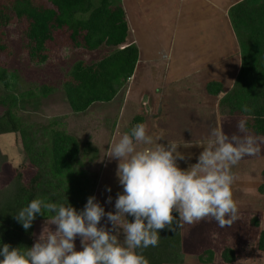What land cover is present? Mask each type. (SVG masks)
Here are the masks:
<instances>
[{
    "label": "trees",
    "instance_id": "16d2710c",
    "mask_svg": "<svg viewBox=\"0 0 264 264\" xmlns=\"http://www.w3.org/2000/svg\"><path fill=\"white\" fill-rule=\"evenodd\" d=\"M227 17L238 45L240 66L229 89L217 81L207 82L205 89L217 97L219 115H227V123L236 117L245 119L247 132L243 134L264 139V0H241L228 9ZM13 20L26 23L23 49L33 64L47 61L49 44L59 33H64L71 50L111 49L98 59H78L56 84H31L23 81L17 70L0 63V134H18L24 159L34 169L27 177L23 167L18 168L0 187V247L9 244L23 251L34 245L38 223H46L52 215L37 214L26 231L15 215L33 199L70 204L80 211L88 197L95 196L100 170H93L92 164L98 151L88 136L81 140L70 130V117L86 114L98 108L97 104L110 103L124 93L135 72L139 50L131 40L123 0H6L0 6L1 33ZM6 48L0 44V51ZM56 93H63L62 102L67 103L71 115L35 122L22 116V110H39L43 100ZM243 105L251 112H244ZM144 121L143 114H135L124 133ZM115 124L108 130L110 136ZM6 160L0 152V167ZM261 176L264 179V169ZM237 215L230 226L220 227L208 218L175 231L164 229L158 246L137 251L148 264H181L185 252H194L207 264H264V210H238ZM127 219L131 222L134 217ZM195 236L198 246L190 244Z\"/></svg>",
    "mask_w": 264,
    "mask_h": 264
},
{
    "label": "clouds",
    "instance_id": "9594fccd",
    "mask_svg": "<svg viewBox=\"0 0 264 264\" xmlns=\"http://www.w3.org/2000/svg\"><path fill=\"white\" fill-rule=\"evenodd\" d=\"M242 110L251 112L248 105ZM246 124L245 119L238 122L240 133L247 132ZM162 137L154 139L146 125L139 123L108 147L105 156L119 161L116 175L123 186L115 200V212L106 213L95 196H89L80 211L70 204L33 199L15 219L27 231L37 214L51 213L47 221L55 230L44 227L27 250L4 244L0 264H148L137 250L158 246L164 229L175 231L208 218L220 227L230 226L238 219L231 169L245 156L261 151L257 139L235 133L229 136L217 126L206 144H197L203 148L198 162L181 169L177 160L186 159L178 151L181 144L158 143ZM111 201L109 196L107 202ZM105 216L115 231L98 227ZM129 216L134 217L131 222ZM121 230L123 243L117 237ZM77 236L82 250H76Z\"/></svg>",
    "mask_w": 264,
    "mask_h": 264
},
{
    "label": "crops",
    "instance_id": "0c3cea01",
    "mask_svg": "<svg viewBox=\"0 0 264 264\" xmlns=\"http://www.w3.org/2000/svg\"><path fill=\"white\" fill-rule=\"evenodd\" d=\"M239 1L241 0H135V3L141 5V10L139 8L136 9L134 19L132 15L128 20L131 29L134 28V30L141 35L136 38L140 42L136 40L139 57L137 61L138 65H136L135 68V75H137L134 87H137L138 90L141 88L142 92L137 90L128 91V89L132 87V84H130L131 82H129L127 91L121 95L122 101L119 111H116V119L120 121V117L127 114L126 108L129 103L131 105L136 103L133 107V111L135 114H143L145 116V121L143 123L146 126L150 125L148 134L153 136L154 139L163 136L157 141L158 143L167 145L168 141H172L187 145L192 142V125L182 121L183 116L178 109L185 105H189L186 102V97L189 96L195 98L194 102L197 101L195 104L190 103V105H196L197 108H199L198 113L200 117L205 114L208 116V113L213 115V113L216 112L217 118L216 125L214 120V128L217 126L223 127L221 122L222 117L219 115L217 107V97L207 93L205 84L209 81H217L222 84V81L213 79V77L218 75L221 78L228 77L230 69L235 74L232 76V81L235 79L240 66V59L238 57L239 63H237V65L233 64V60L235 59L234 54H238V45L234 40V35L232 36L233 32L227 17V11L233 4ZM149 4L151 5L149 6ZM131 5H128V8H126L127 14H132L135 9H132ZM144 20L148 22L146 23ZM141 29L143 30L142 34ZM231 36L234 40L233 43H231ZM131 40L133 41L132 38ZM149 52L151 53L150 55ZM146 54L148 57L151 55H155L156 57L151 56V59H147L146 61ZM144 60L146 62L143 63L142 61ZM149 66H152V69L148 71L145 67ZM142 73L149 77L142 79L143 81H139L142 77ZM202 74H205L207 79L204 81L192 80L195 75L201 76ZM151 79L153 80L152 82L159 83V86L152 92L143 90ZM192 82L201 83L202 86L204 85V89L201 87L202 90H189V84ZM222 86H224V84ZM184 97L185 100L183 101ZM150 100H152L153 104L156 106L155 115L157 117L153 115L150 116L154 118V126L151 124L146 110L141 112L138 110L137 106L138 101L142 105ZM176 105L180 107L175 108ZM143 108L145 109V107ZM89 111L86 114L77 116L76 120L78 121L76 122H78V124L76 125L79 130L83 129V132L87 131L86 135L89 139L93 140V144L99 143L97 147L100 148L99 150L104 154V156L99 158L102 169H100L99 183L95 198L97 199L96 196L100 187H110L111 191H106L105 193H108L109 196L112 197V201L108 203V197L104 198L103 202L106 205L101 204V206L103 205L106 213L109 211L115 212V200L117 195L123 192V186L119 183V179L116 175L119 161L114 159V167L110 162L111 159L105 155L108 151V147L118 140L123 133H121L122 130L119 129L117 135L113 134L110 136L108 135V130L111 127H109L107 130L108 133L104 130L108 135L104 143L101 138H98L99 141L94 140L92 138L93 133L97 134L100 128H92L93 122L91 125H89L90 122H85V119H88L85 116L94 113L95 108ZM122 111L124 113H122ZM134 113L132 114L134 115ZM79 119H83V122ZM117 120L114 121L116 124L118 123ZM199 120L200 121L197 122L192 121L195 127L199 125V128H202V124L204 125L206 123L208 126L209 121L206 119L201 120V118ZM211 122L213 123V119ZM116 124L114 125L113 133L117 130V126H119ZM151 128H153V130H151ZM102 143L104 145H102ZM140 147H143V145H138V148ZM104 149L107 151L105 152ZM193 155H196V153ZM97 163V159L95 158L92 164L93 170L95 166H97ZM98 227H106L112 230V225L107 221L106 216L101 219ZM113 231L115 230L113 229ZM120 233H122V230ZM117 237L119 242L123 243V233L118 234ZM75 247L76 250H82L79 241L77 243L75 242ZM189 254V252H185V258L181 264H185L187 260L186 256Z\"/></svg>",
    "mask_w": 264,
    "mask_h": 264
},
{
    "label": "rangeland",
    "instance_id": "374dc122",
    "mask_svg": "<svg viewBox=\"0 0 264 264\" xmlns=\"http://www.w3.org/2000/svg\"><path fill=\"white\" fill-rule=\"evenodd\" d=\"M6 0H0V6L5 4ZM40 1V0H37ZM131 1V2H130ZM124 0V7L125 9L128 8V5L132 6V9L134 11L132 14H127V17L130 19L132 16L134 19V16L136 14V9L141 10V5L139 3H135V0ZM135 5V6H134ZM151 4H149L150 6ZM146 23L148 22L147 20H144ZM26 23L24 20H13L11 21L6 27L3 28V33H1V28H0V44L6 45L7 48L4 50L0 51V63L8 65L11 69L17 70L21 77L23 78V81L29 82V83H42V82H47L50 84H56L61 77L69 70L71 65L77 61L78 59H84L85 61H91L94 59H98L101 54L104 53V51H110V48L103 47L100 48L99 50L92 51V52H87L84 50H75V49H70L67 46V43L64 40V33H59L56 36V40L53 43L49 44V58L47 59L46 62L41 63V64H33L31 61H29L26 52L23 49L24 46V38H23V29L25 28ZM142 29H141V34H142ZM140 32V31H139ZM137 36H141L138 32L134 30V28L131 29V38L133 41L136 43L137 41L140 42L137 38ZM233 36V34H232ZM230 37L231 43L234 42L233 37ZM226 38V37H225ZM137 40V41H136ZM230 43V44H231ZM65 47V48H64ZM151 53L149 52V55ZM147 56V57H146ZM152 56V55H151ZM151 56L148 57V55H145V60L151 59ZM152 57H156L155 55ZM238 54H234V60L233 64L237 65L239 63L238 60ZM232 58V57H231ZM142 61L143 63L146 61ZM153 60V58H152ZM150 60V61H152ZM151 64V63H150ZM138 65V64H137ZM143 67V66H142ZM236 67V66H235ZM234 67V68H235ZM233 68V69H234ZM146 70L152 69V66L145 67ZM235 70V69H234ZM137 75V74H136ZM136 75L135 72L129 82L132 84L128 91H139L142 92V89L137 87H134V82L136 80ZM235 75L234 72L230 69V74L228 77L221 78L219 75L216 77H213V79H218L219 81H222V85L224 84L223 88L229 89L231 85L233 84V78L232 76ZM142 77L139 79L141 81L144 78H147L149 76H146L142 73ZM207 76L205 74H202L201 76H194L192 79L193 81L195 80H201L204 81ZM143 81V80H142ZM153 80L144 87L143 90H147L149 92H152L156 87L159 86V83L157 82H152ZM144 85V82H143ZM189 90H202L201 87L204 89V85L202 86L201 83L199 82H192L189 84ZM127 91V88L124 90V93ZM138 92V93H139ZM128 93V92H127ZM121 93L112 101V103H105V104H97L95 108L94 113L86 115L85 117L88 119H85V122H90L89 125L93 122L92 128H100L95 134L93 133L92 138L94 140H98V138L103 139V143L106 141L107 136L109 133L107 132L108 128L111 127L112 123L115 121L116 117V111H119L120 109V103L122 101ZM177 95V94H176ZM195 95V94H193ZM176 98V97H175ZM149 99V98H148ZM62 100H65L63 97V93H56L55 95L49 96L47 99L43 100L41 106L39 107V110H34L33 109H27L25 111H21L22 116H28V120L30 122H35V121H44L47 118L54 116V115H60V114H72L67 103L62 102ZM185 100V97L183 98V101ZM194 97H186V102L189 105H185L183 107L180 106H175V108L180 107L178 110H180V114L183 116L182 121L186 122L189 125H192V142H190L189 147H184L183 144H181L178 147V151L182 152L186 159L185 160H177V164L181 169H187L191 164H195L198 162V156L200 152L203 150L202 146H199L197 144H206L209 138H211V130L214 128V120H215V125H216V118L217 114L216 112L213 113H208V116L205 115H199L198 110L195 104L196 102ZM136 102V101H135ZM152 103V104H151ZM190 103H192L190 105ZM136 103H133L131 105L130 103L127 105V114L123 115V117H120L121 120H117V130L112 134H118V130H122L121 133H124V128H126L127 124H129V121L131 119V116L134 113L133 107L135 106ZM151 105V109H150ZM138 110L141 112H144L146 110L147 115L149 117V120L151 121V124L154 126V118L150 117L153 115L154 117H157L155 115L156 113V106L153 104L152 100L148 101L146 104H140V102H137ZM136 106V109H137ZM145 107V109L143 107ZM149 113L148 112V110ZM1 110V109H0ZM126 111V110H125ZM122 113H124L122 111ZM135 115V113H134ZM133 115V116H134ZM69 116V115H68ZM84 117V118H85ZM77 117H70V130L79 137V139H82L83 137L86 139L87 137V131L81 132L76 124H78V120H76ZM191 118V119H190ZM201 120L206 119L209 121L208 126L206 124H202V128H199V125L197 127L194 126L193 122H197ZM209 118V120H208ZM159 119V117H158ZM213 119V123L211 120ZM81 122H83V119H79ZM227 115L223 116L221 118V122L223 124V130L226 134L231 136L232 134H237L243 136V133H240L237 125L240 120L239 117H236L233 122L227 123ZM116 124V125H117ZM149 126L147 127V130L149 129ZM157 127V126H155ZM78 128V129H77ZM94 128V130H95ZM207 129V130H204ZM104 130L106 132H104ZM153 130V128H151ZM103 133V134H102ZM120 133V132H119ZM151 133V132H149ZM205 138V139H204ZM200 139V140H198ZM261 151L254 155V156H245L237 165L233 166L231 169V172L234 176V181L232 184V193H233V198L237 203L238 210H253V211H260L264 210V179L261 176V171L264 169V139L262 138H256ZM99 141V140H98ZM203 141V143H202ZM84 142V141H83ZM90 142H93V140H90ZM102 143V145H104ZM108 145V144H107ZM99 143H94L93 147L97 149L98 153L96 154V159H97V166H95L94 170H100L102 169L101 164L99 163V158L104 156L100 148H98ZM108 147V146H107ZM105 150V149H104ZM107 150H105L106 152ZM0 152L5 154L7 156L6 162L0 167V187L5 186L13 177L15 174V171L23 167L24 174L27 177H30L34 173V169L32 166L29 164L27 160L24 159V156L21 152V143L18 134L15 133H7V134H0ZM196 155H193L195 154ZM198 153V154H197ZM110 162L113 164L114 159H111ZM114 166V164H113ZM93 167V166H92ZM115 167V166H114ZM115 169V168H114ZM113 169V170H114ZM102 186V185H101ZM108 191V188H104L103 186L100 187L97 193V202L100 204L106 205L103 201L104 198L109 197L108 193H105ZM105 193V194H104ZM102 205V207H103ZM47 224V225H45ZM38 229L35 231V236H34V243L37 241L39 238L40 234L42 233L44 227L45 230L49 227L52 230H55V225L49 224L48 221L46 223H38ZM243 228V226L241 227ZM113 231V229H112ZM122 234V233H117ZM197 236V235H196ZM194 237L193 240L190 241V244L193 246H198L200 244L197 242V237ZM199 236V235H198ZM80 242L81 243V238L77 236L75 242ZM218 246L217 244H215ZM82 246V245H81ZM223 247V246H221ZM194 253V252H193ZM189 254L186 256V262L185 264H207V263H202L198 260L196 254ZM217 261H215L214 264Z\"/></svg>",
    "mask_w": 264,
    "mask_h": 264
}]
</instances>
